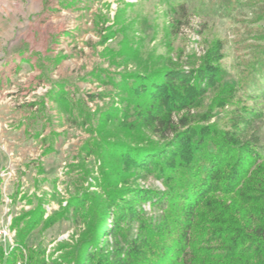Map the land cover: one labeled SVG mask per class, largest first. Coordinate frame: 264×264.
I'll list each match as a JSON object with an SVG mask.
<instances>
[{"label": "trees", "instance_id": "16d2710c", "mask_svg": "<svg viewBox=\"0 0 264 264\" xmlns=\"http://www.w3.org/2000/svg\"><path fill=\"white\" fill-rule=\"evenodd\" d=\"M223 46L218 40L185 61L141 59L117 83L112 72L93 71L118 88L117 99L98 105L97 136L82 147L97 155L98 175L77 165L88 187L47 217V201L36 197L34 209L12 219L15 242L0 243V264H264V75L255 92L246 80L225 83ZM104 54L115 67L139 60L128 42ZM48 99L78 106L88 124L87 103L104 97L93 93L77 105L62 83ZM150 176L164 189L141 187ZM71 211L84 227L59 244V257L28 245L39 226L47 230Z\"/></svg>", "mask_w": 264, "mask_h": 264}, {"label": "rangeland", "instance_id": "374dc122", "mask_svg": "<svg viewBox=\"0 0 264 264\" xmlns=\"http://www.w3.org/2000/svg\"><path fill=\"white\" fill-rule=\"evenodd\" d=\"M218 40L224 44V82L246 80L255 92L264 75L256 72L264 69V0H0V233L6 232L0 243L14 245L12 219L34 209L36 197L47 201V217L77 188L88 187L77 165L85 163L98 175L97 155H84L82 147L97 136L92 130L98 105L117 99L118 88L103 85L93 71L108 70L117 83L141 59L185 61L193 52L203 56ZM124 42L138 51L139 60L110 65L104 53ZM62 83L77 105L90 94L103 95L87 103L88 124L78 106L49 101V92ZM259 135L264 144V124ZM139 184L164 189L152 176ZM144 207L151 211L149 204ZM41 227L27 243L56 258L59 244L77 239L84 223L71 211L51 228Z\"/></svg>", "mask_w": 264, "mask_h": 264}, {"label": "built area", "instance_id": "2783aa9c", "mask_svg": "<svg viewBox=\"0 0 264 264\" xmlns=\"http://www.w3.org/2000/svg\"><path fill=\"white\" fill-rule=\"evenodd\" d=\"M5 235H6V232H5V231L3 232V234L0 233V236H1V237H4Z\"/></svg>", "mask_w": 264, "mask_h": 264}]
</instances>
